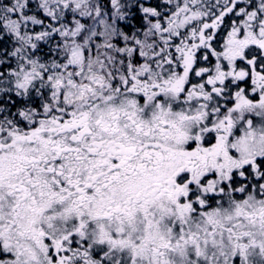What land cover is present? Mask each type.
Returning a JSON list of instances; mask_svg holds the SVG:
<instances>
[{"label": "snow or ice", "instance_id": "1", "mask_svg": "<svg viewBox=\"0 0 264 264\" xmlns=\"http://www.w3.org/2000/svg\"><path fill=\"white\" fill-rule=\"evenodd\" d=\"M0 264H264V0H0Z\"/></svg>", "mask_w": 264, "mask_h": 264}]
</instances>
